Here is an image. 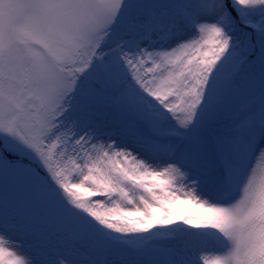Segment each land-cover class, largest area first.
<instances>
[{
  "label": "snow or ice",
  "instance_id": "obj_1",
  "mask_svg": "<svg viewBox=\"0 0 264 264\" xmlns=\"http://www.w3.org/2000/svg\"><path fill=\"white\" fill-rule=\"evenodd\" d=\"M0 264H264V0H0Z\"/></svg>",
  "mask_w": 264,
  "mask_h": 264
}]
</instances>
